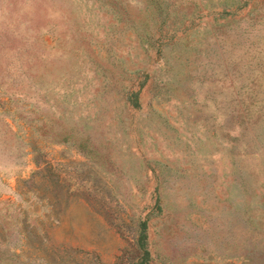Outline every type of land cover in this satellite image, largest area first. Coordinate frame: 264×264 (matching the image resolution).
<instances>
[{
  "label": "rangeland",
  "instance_id": "1",
  "mask_svg": "<svg viewBox=\"0 0 264 264\" xmlns=\"http://www.w3.org/2000/svg\"><path fill=\"white\" fill-rule=\"evenodd\" d=\"M0 264H264V0H0Z\"/></svg>",
  "mask_w": 264,
  "mask_h": 264
},
{
  "label": "trees",
  "instance_id": "2",
  "mask_svg": "<svg viewBox=\"0 0 264 264\" xmlns=\"http://www.w3.org/2000/svg\"><path fill=\"white\" fill-rule=\"evenodd\" d=\"M141 229H142L143 232L145 231V223H143V224L141 225Z\"/></svg>",
  "mask_w": 264,
  "mask_h": 264
}]
</instances>
